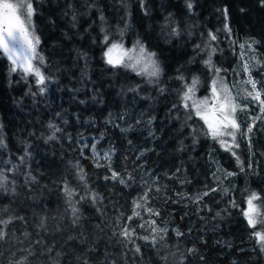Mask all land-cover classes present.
<instances>
[{
	"label": "trees",
	"instance_id": "16d2710c",
	"mask_svg": "<svg viewBox=\"0 0 264 264\" xmlns=\"http://www.w3.org/2000/svg\"><path fill=\"white\" fill-rule=\"evenodd\" d=\"M187 3L34 2L46 83L38 86L34 76L11 72L0 51V169L9 177L0 189V221H9L0 223V264H264L254 235L260 230L244 216L255 193L264 220V112L251 133L243 127L237 132L239 147L226 151L203 121L188 119L181 101L193 77L199 88L207 85L203 60L209 50L195 45L203 48L209 31L218 36L212 63L227 84L241 88L248 62L264 98V0H191V10ZM106 33L109 43L129 48L139 40L154 52L160 79L149 83L130 69L108 65ZM181 75L184 80L177 79ZM93 143L101 156L111 153L101 167ZM109 166L124 184L105 179ZM145 192L146 207L159 215L137 209L141 216L128 220L133 201Z\"/></svg>",
	"mask_w": 264,
	"mask_h": 264
},
{
	"label": "snow or ice",
	"instance_id": "6c2138e0",
	"mask_svg": "<svg viewBox=\"0 0 264 264\" xmlns=\"http://www.w3.org/2000/svg\"><path fill=\"white\" fill-rule=\"evenodd\" d=\"M143 5V0H141ZM187 7L189 10L193 8L191 0H188ZM35 15L34 0H0V50L3 54L7 56V59L11 62L12 68L11 72H17L18 70L23 73L25 77L34 76L36 78V84L38 86L44 85L46 83V76L44 75L40 65L45 63L44 56L40 55L37 51L38 46L41 41L39 36L35 34V30L32 27L33 17ZM225 19H227V9L224 10ZM101 16V20H103ZM104 28H101V32H104ZM225 31L230 32L228 25L225 24ZM119 33L121 37L124 34V29H120ZM172 33L179 35L177 29L173 28ZM110 41V36L106 33L103 37V43L106 45V51L104 52L105 62L112 67H124L126 69H131L136 72L137 75H146L148 77L159 78L161 75V68L155 57L154 52L148 51L144 45L137 40L132 48H125L122 42ZM218 41V36L216 33L209 31L207 38L204 41V47L202 48L200 44L195 45V48L199 51H204L207 48L208 59L204 60L203 63L210 69L214 71V76L210 85L211 95L203 99L196 98V90L200 84L198 77H193L191 84H184V90L182 91L181 101L182 106L188 113V119L191 120L193 116L199 118L203 121V125L207 128V134L212 137L213 140H217L221 147L226 151H232L233 148L239 147L237 140V132L240 131V125L236 120V113L239 110H244L247 108V105H239L236 103V98L233 96L232 91L229 85L225 82V79L220 76L222 69L216 68L212 63V55L216 52V47L214 42ZM243 49L244 45H240ZM251 44L248 45V48L251 49ZM255 60V57H253ZM38 61V64L33 63ZM259 63V61H257ZM243 73L248 75V80L242 81L245 84L251 85V91H246V96L252 99L259 101L261 105V111L264 112V98H262V93L257 89V82L251 77V70L248 62L243 64ZM177 79L184 80V77L178 76ZM152 83L150 79L148 81ZM39 91L43 93L45 91L44 87H40ZM163 92L164 89H161ZM255 93V95H253ZM176 107V105H173ZM55 126L49 124V128H54ZM252 126L247 128V132H252ZM55 131H60L59 128H55ZM225 137H231V141L224 139ZM53 136H50L49 139H53ZM4 146L3 139H0V147ZM85 147H88L85 145ZM91 150L93 153L94 162L97 167L103 166L101 164L102 160H111V153L105 152L101 156L97 152V145L93 143L91 145ZM235 155V152L232 153ZM83 155V152H82ZM23 159V158H21ZM239 159V158H237ZM78 172L77 175L81 181H85L84 169L79 167L77 164ZM15 168V165L7 171H12ZM109 171H111V177H105V179H119L121 184H124L125 181L120 178L118 172L112 171L109 166ZM228 175H232L229 173ZM9 177L5 175V169H0V189H5L6 183L8 182ZM66 194L69 197L75 195V192L72 188H65ZM210 191H216V189H211ZM209 192H204L203 196H207ZM95 193L92 194V199H96ZM83 199V197H81ZM149 199L148 192H145L139 199L133 201L132 214L127 217L128 220H132L134 217H140L141 212L137 209H143L149 215H159L158 212L154 211L151 207H146ZM202 199V196H197L196 200L199 201ZM259 197L252 193L248 198V209L244 211V216L248 220L250 227L255 228L258 220L257 217L261 215L260 209L254 203L258 200ZM235 206V205H234ZM73 213L77 211L75 207L72 208ZM9 221H0V223L7 224ZM261 224H264V220L259 221ZM154 223V221L152 222ZM143 227V225H141ZM155 232L156 229H153ZM122 235L125 238H128L131 235V232L125 228L122 232ZM177 235H182L180 232H177ZM254 235L257 237V243H259L264 249V232L256 231ZM5 233L0 230V239H3ZM143 239L148 240V237L145 236ZM153 239V243H155ZM135 251L140 252V248L137 247ZM189 251H194L189 249Z\"/></svg>",
	"mask_w": 264,
	"mask_h": 264
},
{
	"label": "rangeland",
	"instance_id": "374dc122",
	"mask_svg": "<svg viewBox=\"0 0 264 264\" xmlns=\"http://www.w3.org/2000/svg\"><path fill=\"white\" fill-rule=\"evenodd\" d=\"M40 0H34V2H39ZM12 2H15V0H12ZM35 8V7H34ZM32 27L34 28V22H33V25ZM35 30V28H34ZM35 34L37 35L36 33V30H35ZM166 34L168 36H170V38L173 40L174 38V35L170 32V31H167ZM38 36V35H37ZM39 47V46H38ZM133 46L129 47V48H132ZM2 52V50H0ZM37 51H38V48H37ZM3 53V52H2ZM247 53H249L248 49H247ZM7 58V56H6ZM206 60V58L204 59ZM203 60V61H204ZM11 63V62H10ZM206 66V65H205ZM206 69L208 70V82L206 87L205 88H199V86L197 87V90H196V98L197 99H203L205 97H209L211 95V92H210V85H211V81L213 79V76H214V71L213 70H210L207 66H206ZM131 70V69H130ZM132 71V70H131ZM212 71V72H210ZM134 72V71H132ZM136 73V72H134ZM244 75V78L241 79V82L239 84V87L241 86L240 89H236L235 87H230L231 91H232V94L233 96L236 98V103H238L239 105L242 103V100H245L246 101V105H247V108H246V111L244 112L243 110H239L237 111L236 113V120H237V123L240 125V128L243 127L245 130H247V125L250 126L251 124H253L254 120L259 116L260 112L261 111V105L259 103V101L255 100V99H252L250 97H247L246 96V91L245 90H248V91H251V85L250 84H245L243 83L242 81H246L248 80V75L247 74H243ZM145 77V80L148 82L150 79L153 81L152 83H155L156 81H158L160 79V76L159 78H154V77H148L146 75H142ZM221 76V75H220ZM222 77V76H221ZM252 77V76H251ZM253 80L256 81L255 78L252 77ZM226 82V80H225ZM257 82V81H256ZM227 83V82H226ZM191 84V83H190ZM200 85V84H199ZM257 89H258V83H257ZM259 90V89H258ZM253 95H255V93H253ZM263 96V95H262ZM257 107V108H255ZM259 107V108H258ZM250 111V112H249ZM247 112H249L250 114L254 113V117L253 116H249L250 114H248ZM239 115V116H238ZM254 203L256 204V201H254ZM257 205V204H256ZM248 209V205L246 207V210ZM247 219V218H246ZM257 220H258V223H257V227L259 228V230L261 232H264L263 231V228H264V224H261L259 221L263 220L261 218V216H258L257 217ZM248 221V220H247Z\"/></svg>",
	"mask_w": 264,
	"mask_h": 264
}]
</instances>
